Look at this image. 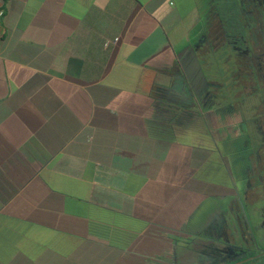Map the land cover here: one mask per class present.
<instances>
[{"label": "crops", "instance_id": "0c3cea01", "mask_svg": "<svg viewBox=\"0 0 264 264\" xmlns=\"http://www.w3.org/2000/svg\"><path fill=\"white\" fill-rule=\"evenodd\" d=\"M212 4L0 0V264H149L153 231L210 219L225 174L150 97Z\"/></svg>", "mask_w": 264, "mask_h": 264}, {"label": "flooded vegetation", "instance_id": "af4514ba", "mask_svg": "<svg viewBox=\"0 0 264 264\" xmlns=\"http://www.w3.org/2000/svg\"><path fill=\"white\" fill-rule=\"evenodd\" d=\"M211 1L191 43L206 85L177 101L193 117L161 123L212 150L207 171L224 172V191L196 228L153 231L163 246L149 264H264V0Z\"/></svg>", "mask_w": 264, "mask_h": 264}, {"label": "water", "instance_id": "95a60500", "mask_svg": "<svg viewBox=\"0 0 264 264\" xmlns=\"http://www.w3.org/2000/svg\"><path fill=\"white\" fill-rule=\"evenodd\" d=\"M177 57L181 69L179 76L161 75L159 78H156L152 84L153 91L150 97L151 106L157 118L160 121L172 124V127H175L184 116L191 120L194 113L193 108L177 104V101L181 100V103H184V101L189 100L186 90L190 89V92H192L195 84H199L200 86L206 85L196 52L191 45L183 49ZM203 123L207 124L206 120H203ZM173 136L175 135L173 134ZM204 148L209 153H213L209 147L204 146ZM214 181L219 182L217 179H214ZM212 207L213 204H209L204 207L203 211L210 210ZM167 241L169 244L174 242L171 238ZM162 246L163 243L160 240L152 238L144 244L143 252H148L150 256L154 257L156 252L161 251Z\"/></svg>", "mask_w": 264, "mask_h": 264}]
</instances>
